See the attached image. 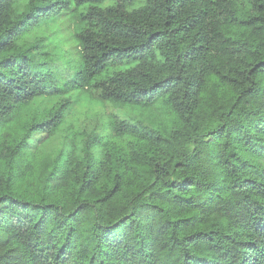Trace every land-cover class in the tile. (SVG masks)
Segmentation results:
<instances>
[{
    "label": "trees",
    "instance_id": "obj_1",
    "mask_svg": "<svg viewBox=\"0 0 264 264\" xmlns=\"http://www.w3.org/2000/svg\"><path fill=\"white\" fill-rule=\"evenodd\" d=\"M0 264H264V0H0Z\"/></svg>",
    "mask_w": 264,
    "mask_h": 264
},
{
    "label": "rangeland",
    "instance_id": "obj_2",
    "mask_svg": "<svg viewBox=\"0 0 264 264\" xmlns=\"http://www.w3.org/2000/svg\"><path fill=\"white\" fill-rule=\"evenodd\" d=\"M69 32H70V31H67V32L65 33V35H66L65 40L71 43V44H70V47H72L73 50H74V51H72V53L75 54L76 50H75V47L73 46L72 41L70 40V38H69V36H68V33H69ZM65 48H67V47H65ZM93 107H94V106L90 107V105L87 103V101H86V100H83L82 103L77 107V109H76V111H75L77 121H78V120H85V119H87L88 117H92L90 114H93V113H92V109H94ZM106 108H107L106 111H107L108 113H110L111 110H112L111 107L106 106Z\"/></svg>",
    "mask_w": 264,
    "mask_h": 264
}]
</instances>
